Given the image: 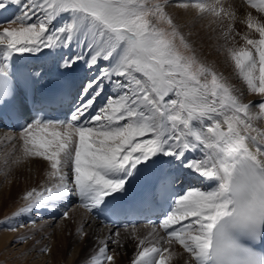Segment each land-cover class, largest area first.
Returning a JSON list of instances; mask_svg holds the SVG:
<instances>
[{
    "label": "snow or ice",
    "instance_id": "1",
    "mask_svg": "<svg viewBox=\"0 0 264 264\" xmlns=\"http://www.w3.org/2000/svg\"><path fill=\"white\" fill-rule=\"evenodd\" d=\"M244 2L259 14L243 21L258 38L244 34V45L228 48L227 57L248 92L262 98L255 104L199 58L186 25L168 11L212 16L227 39L236 12L222 3L0 0V15L15 8L0 20V110L12 103L28 121L13 163L42 160L48 167L47 183L25 193L15 216L70 196L89 213L119 211L133 183L166 163L179 175L161 174L142 201L163 207V218L148 237L132 226L138 242L131 264H172L176 245L184 264H264V0ZM62 17L68 19L57 26ZM45 49L59 57L61 75L83 74L63 120L27 113L28 93L18 99L14 85V58ZM198 150L200 158H189ZM181 178L207 187L177 191ZM100 244L91 264H115L108 242Z\"/></svg>",
    "mask_w": 264,
    "mask_h": 264
},
{
    "label": "bare ground",
    "instance_id": "2",
    "mask_svg": "<svg viewBox=\"0 0 264 264\" xmlns=\"http://www.w3.org/2000/svg\"><path fill=\"white\" fill-rule=\"evenodd\" d=\"M206 1V3L223 4V1L226 0ZM231 1L236 2L235 7L238 8L237 12L242 14L244 19L246 14L249 12H251L253 16H257L255 10H247L245 9V7L243 8V5H246L244 0ZM173 2L175 3L176 0H173ZM168 10L170 14L173 15V17H178L182 24L193 26L195 36L198 35V37H201V40H208L209 37H211L212 41H215V39H219L213 32L211 26L206 21L198 19L197 16L192 14L191 12L176 8H169ZM14 11L15 9L12 8L8 12H4L2 15H0V20L8 18L7 16ZM191 14L192 18L189 17V15ZM65 18L67 17H62L60 20H58L56 22L57 26L66 22L67 19L65 20ZM239 34L240 35H238V39L243 43L241 36L246 33H243L242 29V32L240 31ZM249 34L251 35V33ZM55 56L56 55L54 53L45 49L39 54H26L23 57H15L13 67L18 66L19 64H23L31 66L35 69L42 68L39 76H42L43 74H58L64 77L70 76L61 75L56 70L55 65L58 59H54ZM49 59H52V61L50 62ZM75 75L76 73H73L71 77H74ZM253 110L255 111V109ZM13 136L15 137L16 134L0 131V167H2L3 171V174L1 176L6 181L5 185L0 190V252L3 253L6 248H10L7 247L8 245L15 243L17 245L19 244L18 242L20 240H23L24 244L21 242L23 245L19 249L17 248V252L13 253L14 256L16 255L21 257V259L19 258V260L17 258L15 259V264H84L85 261L96 254L98 248L101 246L100 242L107 241L108 247L111 248L110 251L115 257V264H129L136 255V245L138 242L130 235L132 227H129L127 231H114L109 227H103L100 225L98 219L95 216H91L89 212L81 206H74L70 208V210L66 209L69 210L68 218H63V220H61L60 222L61 225L55 227L54 230L51 229V232L49 231L50 226L52 225L51 223H54L58 216L57 209L56 214L52 216H40L41 219H43V217H48L50 219L42 221L41 223L37 224L35 228H25L21 216H15V214L27 203L23 199V196L26 192L32 190L33 188L39 190L42 185L47 183L46 172L48 171V167L47 162L42 160L28 161L20 164L13 163V161L20 155V152H13L14 149L20 147V141H18L17 139L14 140ZM9 150H12V154H9ZM201 155L202 152L199 150L196 151V153L188 154L189 158L197 159L200 158ZM196 187L206 188L207 185L206 183H202L200 181ZM69 198L77 199L78 197L70 196ZM63 204L64 203L62 202H58L55 206L52 207H59L60 209H64L66 208L64 207L66 204ZM28 214L29 213H27V215L23 214L24 219L25 216H28ZM32 217L33 216H31L30 219H32ZM86 218L87 222L84 223V220ZM10 227L15 228L16 231H10ZM138 227H140L141 230H136V235L141 238L148 237V234L153 232L154 229V226L146 225L137 226L135 227V229ZM80 229H83V232L86 233V235H79L78 232ZM43 232L50 235V243L47 242V244L43 245L44 243L40 242L39 245L33 247V241L38 239V236L42 235ZM116 232H120L121 235L119 237H116L114 235ZM79 236L81 237V239H78ZM109 237H111V239H109ZM155 238L156 237H149V239ZM116 239H119L120 244L112 242ZM44 248L48 250L45 254L42 253ZM10 251L11 250L7 249L5 254L3 255H7ZM174 251H176L178 255L173 259L172 264H184L186 254H182V249H180L178 245L174 246Z\"/></svg>",
    "mask_w": 264,
    "mask_h": 264
},
{
    "label": "rangeland",
    "instance_id": "3",
    "mask_svg": "<svg viewBox=\"0 0 264 264\" xmlns=\"http://www.w3.org/2000/svg\"><path fill=\"white\" fill-rule=\"evenodd\" d=\"M205 2H207V1L205 0ZM208 4H217V3H208ZM223 5L226 8L230 7L232 10H234L236 12V20L234 22V31H233V33L231 34V36L229 38L226 39L225 36L223 35V32L225 31V28H224L223 25H221L216 20V18H214L212 16H209V15L199 16L192 10H187V11H189L192 14L196 15L198 19L206 21L211 26V28L213 29V32L219 38V39H215V41H217L218 43L215 42V41H212L211 37H209L208 40H206V39H202L201 40V37H198V35L195 36L194 29H193L194 27L193 26H187L186 25L183 28V31H184L185 35L189 37L190 43H192V44L194 43L193 46H194V48L196 50V53L199 56V58L201 60L205 61L206 64L208 66L212 67L217 73L222 74L223 77L227 80V82L230 83L236 89L238 94L239 93H243V95L241 97L243 102H245V103L251 102V103L255 104V103H257V100L260 99L261 97L258 96V95H255V94H250L248 92L246 85L244 84V82L237 75L236 70L234 69L233 63L227 57V49L228 48H230V47L238 48V47L244 45V41L242 43L238 39V35H235V33H239L240 31L242 32V29H243V33H249V30L246 28L245 23L243 22L244 21L243 15L237 12L238 8L235 7L236 6V2L235 1L226 0V1H223ZM244 7L247 10L250 9L247 5H243V8ZM250 10H252V9H250ZM192 14L189 15V17L192 18ZM257 16H259L258 13H257ZM251 36H253L254 38H258L257 34H255V33H251ZM224 43H225V45H224ZM76 50L79 51V49H76ZM100 66L101 67H107L108 66V62L101 61ZM119 79H123V78H119ZM257 110L258 109H255V111H257ZM261 126L264 127V124H262ZM16 139H19V138H14V140H16ZM19 144L21 145V141H20ZM12 150L8 151L9 154H12L11 153ZM15 151H16V153L20 152V147H17V149H14L13 152H15ZM0 157H1V152H0ZM2 174H3L2 167H0V176ZM5 183H6L5 179L2 178V176H1L0 177V190L5 185ZM68 199H70V198L68 197L67 200ZM62 203H64V202L62 201ZM74 206L77 207L79 205H72L71 207L68 206V209L70 210V208H72ZM47 209L50 210V208H47ZM47 209L34 210L32 213H29L28 216H25V219H24L23 215H21L22 221L24 222L23 225L25 226V228H28V229H30L31 227L35 228V226L37 224L41 223L42 221H46V219H50L48 217H43V219L40 218V216L42 217V215H44V213L46 211H48ZM69 210H66V211L68 212ZM48 213H50V212L48 211ZM26 215H27V213H26ZM90 215H92V214H90ZM29 216L30 217L31 216H33V217L36 216V217H34L35 219L33 217H32V219H30ZM48 216H51V215H48ZM63 218H64L63 215H61L59 218L57 217L55 222L51 223L52 225L50 226V230L49 231L51 232V229L54 230L55 227L61 225L60 222H61V220H63ZM33 220H35V221H33ZM85 222H87V218L84 220V223ZM135 230H137V231L139 230L140 231L141 229H140V227H138ZM78 239H81V237L79 236ZM21 242L24 244V241L20 240L18 242L19 244L16 245V243H15V244L8 245L7 247H10V248H6L3 251V253L0 252V264H15L14 261H15L16 258L18 260H19V258L21 259V257L13 255V253L17 252L18 249L23 245ZM40 242L44 243L43 245L47 244V242L50 243V235L45 234L43 232L42 235L38 236V239L33 241V247L39 245ZM7 249L11 250V251L7 255L4 256L3 254H5ZM110 250H111V248H109V254L112 255ZM42 253L45 254L46 252L42 251ZM69 255H70V253H69ZM84 264H91V257L87 261H85ZM129 264H131V262Z\"/></svg>",
    "mask_w": 264,
    "mask_h": 264
}]
</instances>
